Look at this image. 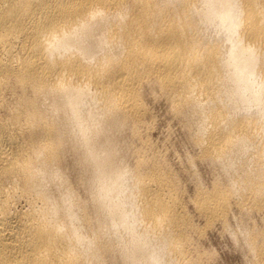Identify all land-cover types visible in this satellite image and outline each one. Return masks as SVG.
I'll return each mask as SVG.
<instances>
[{
	"label": "bare ground",
	"instance_id": "6f19581e",
	"mask_svg": "<svg viewBox=\"0 0 264 264\" xmlns=\"http://www.w3.org/2000/svg\"><path fill=\"white\" fill-rule=\"evenodd\" d=\"M147 92L218 170L191 197ZM215 227L264 264V0H0V264H207Z\"/></svg>",
	"mask_w": 264,
	"mask_h": 264
},
{
	"label": "rangeland",
	"instance_id": "374dc122",
	"mask_svg": "<svg viewBox=\"0 0 264 264\" xmlns=\"http://www.w3.org/2000/svg\"><path fill=\"white\" fill-rule=\"evenodd\" d=\"M147 94H146L147 95L146 99L147 98L148 99L146 100V102L150 106V108L154 114V118H155L153 121L154 123L152 124V129H151L152 131L150 130V138L152 139V141L158 142V143L155 142V144L156 145L158 144L157 145L158 147L160 146L163 148V150H162V148L159 147L162 150V152H164V150H165L164 153L166 154L167 159H168V157H169V159L171 158L170 160L168 159V162L171 165V168L174 167L175 168L174 171H177V173L179 175H181L180 177L182 178V180L181 179L180 180L182 181V184L185 187H187V188H185L186 192H187V196H189V195L192 196L193 192H194V190H193L194 185H193V182H191L192 178H190V176H188V173H185L187 171V168H188V160L187 159L189 157H192L193 155L194 156L192 158L195 157L194 160L199 167V168H197V165H196V169L200 170V171L199 170H196V171L198 173H200L199 175H201L200 176L201 180H202V182L204 181L203 184L206 183L205 186L206 185L208 186L207 183H210L209 186H211L212 181H213V177H215V175L218 174V170L216 169L217 173L215 174V167L213 165H211L209 163H207L208 164L207 165L206 162L203 163L202 160L197 158V154H198L199 150L190 141V134L192 132L190 133L191 130L187 126L186 122L181 121V120H177L176 118H175V121H176L175 122L174 118H173L174 116H173V114L169 108L168 103L162 99H159V100L156 99L155 100L154 95L151 92H147ZM167 108H168V110H167ZM180 121H181V123H180ZM185 126L188 128H186ZM166 127H168V128H166ZM171 127H173V128H171ZM182 127H183V129H182ZM186 130H187V132H186ZM186 133H188L189 135ZM170 135L172 137H170ZM164 137H165V139H164ZM166 137L169 140L166 139ZM162 140H163V142H162ZM161 142L163 144L166 142L167 145H166V143H165V145H163ZM171 143H172V145H171ZM190 143H191L192 147H191ZM166 146L169 147V151L167 150L168 147H166ZM130 150L132 151V148ZM131 151H129V154H128L129 157L128 158H127L128 155H126V159H127V161H129V164H131L135 160V157H133L134 159L132 158V156H135L134 152L132 151V154H133L132 155ZM194 151H195V153H194ZM167 154L168 155L170 154V155L168 156ZM132 159H133V161H132ZM196 159L198 160V162L196 161ZM179 161H181V162H179ZM184 161H186L187 163ZM170 162H172V163H170ZM180 163H182V164H180ZM172 164H173V167H172ZM182 165H184V167ZM183 168L186 169V171ZM210 170H211V172H210ZM201 171H202V173H201ZM211 173H213V175ZM186 180H188V181H186ZM185 182H187V184H188L187 186L185 185L186 184ZM191 196H189V197H191ZM189 207H190V209H193V208H191L192 207L191 205ZM190 211L192 213H194V210H190ZM196 219H197L196 222L198 224H200V226H201V224L202 225L204 224L200 219H198V218H196ZM208 232H209V234L207 233V238H205L204 241H201V243H200V244H202L204 242V244H203L204 246L203 245L202 246L200 245V246L203 250H204V248H206V250H204V251L208 254L207 257L210 256L207 259V264H211V262H212V264H214V262H215V264H248L249 258H248V255L246 257L247 252L242 248V245H239V243H235L234 240L227 233H222V231L220 230L219 227H217V228L215 227L214 229H212ZM222 234H224V235H222ZM225 236H227L228 238H226ZM235 246H236V248H235ZM238 248H240L241 251L239 250V252H238V250H237ZM207 251L208 252L210 251V252L208 253ZM212 256L214 257L215 260L214 259L211 260V258H213Z\"/></svg>",
	"mask_w": 264,
	"mask_h": 264
}]
</instances>
